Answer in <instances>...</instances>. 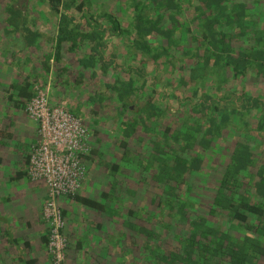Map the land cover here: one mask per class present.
Wrapping results in <instances>:
<instances>
[{
  "label": "trees",
  "instance_id": "trees-1",
  "mask_svg": "<svg viewBox=\"0 0 264 264\" xmlns=\"http://www.w3.org/2000/svg\"><path fill=\"white\" fill-rule=\"evenodd\" d=\"M114 1H36L46 5L39 15L55 23L45 41L53 49L46 73L52 61L67 72L68 54L78 57L82 79L113 78L103 84L110 96L94 93L88 103L95 115L116 103L123 153L99 162L112 179L99 200L73 199L121 217L122 228L141 239L143 264H264V0ZM31 2L9 0L3 33L40 51L45 34ZM31 88L12 85L11 99L23 107ZM134 139L147 145L146 155L132 152ZM215 156L226 162L205 205L193 180ZM129 168L151 176L153 193L145 191L150 200L138 208L122 195L126 187L136 195L124 179Z\"/></svg>",
  "mask_w": 264,
  "mask_h": 264
},
{
  "label": "rangeland",
  "instance_id": "rangeland-1",
  "mask_svg": "<svg viewBox=\"0 0 264 264\" xmlns=\"http://www.w3.org/2000/svg\"><path fill=\"white\" fill-rule=\"evenodd\" d=\"M36 1L38 0H32L31 2L32 6H36L32 11V15L38 20L37 25L39 30L42 32L44 31L45 34L42 49L38 52L34 49L25 50L23 44L10 42V38H6L3 33L5 27L3 18H5L4 7L9 0H0V130H5L9 134H15L14 141H12L6 149L11 152L20 151V149L24 147L23 145L26 141L22 140L23 135L20 136L19 131L24 127L34 128L32 123H29L28 126L25 120L26 116L24 117L23 115L24 113L26 115L24 106L19 107L17 102L11 99L12 95H14V97L17 95V92L12 89V84H21L24 81H31V84L43 85L49 88L51 100L53 99L52 91L54 90V86L60 84L58 95L62 96L58 97L60 98L59 101H52L64 103L70 112L79 115L88 126L90 131L91 152H94L92 153V158L95 161L93 164L87 163L89 169L87 181L91 183V186L96 187L97 185L98 189L94 187L93 192L100 194L101 191L109 189L106 187L107 182H111L112 179L106 174L99 162L101 160L106 162L120 160V155L123 151L118 147L117 142L122 138V133L120 131L119 119L115 115L116 103H107L104 111L99 115H95L92 106L88 103V99L90 96H93L94 93L100 92L110 96V92L106 91L103 84L104 82L112 83L113 78L108 76L106 78L100 77V79L93 80L82 79L80 77L81 69L77 67L76 63L78 57L76 56V58L73 59V57L68 54L64 56V63L62 65V67L67 68L68 71L61 72L63 73V77L59 76L61 73L53 61L51 63L50 73H46L43 61L46 56L52 54L53 49L51 44L45 41L48 40L49 35L53 34L55 23H50V21L39 15L37 11L46 10V5L39 6ZM108 1H111V4L113 3L111 7L117 5L113 0ZM66 80L69 81L68 84H66ZM263 82L264 81L261 83ZM176 106L177 104L173 103L170 111L174 113V111H176ZM22 120H24L25 123L18 126V122ZM138 137H145V135L139 134L136 138ZM229 138L230 137L226 140L227 143L231 142ZM146 146V144L144 145L142 142L134 139L131 141L130 149L133 153L144 156V154H147ZM228 148H230V144ZM225 162L226 159H224V156H215L214 160H210L209 158V163L205 167L203 174L196 177V180H193L198 189V194L196 196L200 197L202 204H209L208 201L211 197V191L217 186V181L220 178L221 168H219V166ZM132 170L133 169L130 168L129 170H125V175L128 178L124 179L127 182L133 183L131 186L136 190V195L135 197L129 196L127 187L122 190V195L126 206L127 204L128 206L133 204L134 207L138 208L137 206L141 204L146 205V200H150V195H145L147 194L146 192L153 193V190H149L147 183L150 181L151 176L142 171L133 172ZM129 178H131V180ZM202 210L205 212V207H203ZM124 211H127V207L124 208ZM122 226L123 221L121 217H117L109 222V231L113 233L112 236L114 237L113 241L115 243L111 244V242H109L108 262L106 261L104 264H143L142 257L144 251L141 246V239L135 234H132L129 230L122 228ZM119 238L121 239L120 241L118 240ZM101 262H103V260H101Z\"/></svg>",
  "mask_w": 264,
  "mask_h": 264
},
{
  "label": "crops",
  "instance_id": "crops-1",
  "mask_svg": "<svg viewBox=\"0 0 264 264\" xmlns=\"http://www.w3.org/2000/svg\"><path fill=\"white\" fill-rule=\"evenodd\" d=\"M59 85L53 88L52 100L59 101L58 97L62 96L58 95ZM34 86L35 83H32L33 91ZM12 100L17 104L21 102L18 97ZM25 105L26 102L24 108ZM23 115L26 116L28 126L32 123L34 128L24 127L19 131L20 136L23 135L22 140L26 141L20 151L11 152L6 149L14 141L15 134H11L10 139L0 135V264H51L46 244L49 228L43 218V206L48 197L47 187L42 182L32 183L27 174L31 151L39 138V126L29 120L27 114ZM23 123L24 120L19 121L18 126ZM0 132L8 133L5 130ZM89 183H85L79 195L99 200L100 194L94 193L95 186ZM59 205L67 222L69 248L66 264L108 262L109 242L115 243L113 233L109 231V222L115 218L87 208L73 198H61Z\"/></svg>",
  "mask_w": 264,
  "mask_h": 264
},
{
  "label": "built area",
  "instance_id": "built-area-1",
  "mask_svg": "<svg viewBox=\"0 0 264 264\" xmlns=\"http://www.w3.org/2000/svg\"><path fill=\"white\" fill-rule=\"evenodd\" d=\"M33 89L34 96L26 102L25 112L38 124L39 138L32 148L27 174L32 183L42 182L47 187L43 218L49 228L51 264H66L69 240L59 200L73 198L86 183L90 131L64 103H52L49 88L35 84Z\"/></svg>",
  "mask_w": 264,
  "mask_h": 264
}]
</instances>
